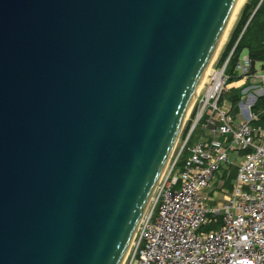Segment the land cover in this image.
I'll list each match as a JSON object with an SVG mask.
<instances>
[{"label": "water", "instance_id": "95a60500", "mask_svg": "<svg viewBox=\"0 0 264 264\" xmlns=\"http://www.w3.org/2000/svg\"><path fill=\"white\" fill-rule=\"evenodd\" d=\"M234 2L0 0V264H121Z\"/></svg>", "mask_w": 264, "mask_h": 264}, {"label": "built area", "instance_id": "2783aa9c", "mask_svg": "<svg viewBox=\"0 0 264 264\" xmlns=\"http://www.w3.org/2000/svg\"><path fill=\"white\" fill-rule=\"evenodd\" d=\"M235 46L218 53L195 93L192 123L123 264H264V107L252 111L264 93V63L234 56ZM231 87L248 95L237 111L225 96Z\"/></svg>", "mask_w": 264, "mask_h": 264}, {"label": "trees", "instance_id": "16d2710c", "mask_svg": "<svg viewBox=\"0 0 264 264\" xmlns=\"http://www.w3.org/2000/svg\"><path fill=\"white\" fill-rule=\"evenodd\" d=\"M258 2L259 0H252L244 5L222 57H225L228 54L238 40L235 46L234 56L237 57L243 50H247L253 63H264V0L261 1L250 22L239 37L251 14L258 5ZM261 98H263V96ZM236 99H238V97L237 95H234L232 101L236 103ZM254 107L256 109L263 108L264 104L258 101L255 103Z\"/></svg>", "mask_w": 264, "mask_h": 264}, {"label": "rangeland", "instance_id": "374dc122", "mask_svg": "<svg viewBox=\"0 0 264 264\" xmlns=\"http://www.w3.org/2000/svg\"><path fill=\"white\" fill-rule=\"evenodd\" d=\"M252 0H247L246 1V3H248V2H251ZM260 1V0H259ZM245 3V4H246ZM244 4V5H245ZM244 5H243V7L241 8V11L239 12V14H238V16H237V18L235 19V21L233 22V24H232V26H231V28L228 30V32H227V34H226V37H225V40H224V42L222 43V45L220 46V48H219V50H218V52H217V55H218V53H220L221 54V56H223V53H224V51H225V49H226V45H227V43H228V41L230 40V38H231V36H232V32H233V30H234V28L236 27V24H237V22H238V20H239V16H240V14H241V12H242V10H243V8H244ZM247 50H243L242 52H241V55H242V57L243 56H245V55H247ZM216 55V56H217ZM216 58V57H215ZM213 62V61H212ZM211 62V63H212ZM231 68H232V62L228 65V67H227V69H226V73H230V71H231ZM245 93V90L244 89H240L239 87H231L226 93H225V96L227 97V98H229V99H233L234 98V95H237V97H238V99H236V103H238L239 101H245L247 98H248V95H245L244 94ZM263 96V98H261ZM260 98H258V100L257 101H259L260 103H263L264 104V93H263V95H262ZM194 98V97H193ZM256 101V102H257ZM234 102V101H233ZM235 102H234V104H236ZM189 113H187V116H186V118H185V120L183 121V124H182V126H181V129H180V131H179V134H178V136H177V140H176V142H175V145H174V148H173V152H172V154L171 155H176L177 154V152L180 150V148H181V145H182V142H183V140H184V138H185V135H186V133H187V129H188V126H189V124H191L192 123V120H190V116L188 115ZM192 117V116H191ZM185 155H186V151H184V152H182V154H181V158H180V163H181V161L183 160V158L185 157ZM174 158V157H173ZM172 158V159H173ZM208 228V227H207ZM125 258H126V255H125V257H124V259H123V263H124V261H125ZM122 263V264H123Z\"/></svg>", "mask_w": 264, "mask_h": 264}, {"label": "bare ground", "instance_id": "6f19581e", "mask_svg": "<svg viewBox=\"0 0 264 264\" xmlns=\"http://www.w3.org/2000/svg\"><path fill=\"white\" fill-rule=\"evenodd\" d=\"M246 1H247V0H235L233 6H232V8H231V12H230V14H229V17H228V20H227V23H226L225 29H224L223 34H222L221 39H220V42H219V44H218V46H217V48H216V50H215V52H214V54H213V56H212L210 62H209V64H208V66H207V68H206V70H205L203 76L201 77V80H200L199 85H198V87H197V89H196V92H197V91L201 88V86L203 85V82L205 81V79H206V75H207V73H208V71H209V68H210L211 62L214 61V59H215V57H216V55H217V52H218L220 46L222 45V43H223L224 40H225V37H226V34H227L228 30L231 28L233 22H234L235 19L237 18L239 12L241 11V8H242L243 5L246 3ZM194 96H195V95H194ZM192 103H193V99H192L191 102H190V105H189V107H188L187 113H189V110H190V107H191ZM233 103H234V102H233ZM236 104H237V103H236ZM236 104H234V105H236ZM236 106H237V105H236ZM236 106H235V107H236ZM187 113H186V115H185V117H184V120H185V118H186V116H187ZM184 120H183V121H184ZM128 249H129V247H128ZM128 249H127L125 255L127 254ZM124 257H125V256H124ZM123 259H124V258H123ZM122 263H123V260H122L121 264H122Z\"/></svg>", "mask_w": 264, "mask_h": 264}, {"label": "crops", "instance_id": "0c3cea01", "mask_svg": "<svg viewBox=\"0 0 264 264\" xmlns=\"http://www.w3.org/2000/svg\"><path fill=\"white\" fill-rule=\"evenodd\" d=\"M248 52V51H247ZM256 63H258V64H260V63H262V62H256ZM240 102V101H239ZM258 102V101H257ZM256 102V103H257ZM261 108H258V109H256L254 106H253V108H252V111H254V112H257V111H259ZM237 110H239V107L238 106H236L235 107V111H237ZM263 124H264V122H262Z\"/></svg>", "mask_w": 264, "mask_h": 264}]
</instances>
